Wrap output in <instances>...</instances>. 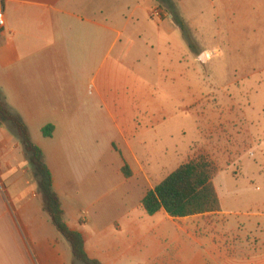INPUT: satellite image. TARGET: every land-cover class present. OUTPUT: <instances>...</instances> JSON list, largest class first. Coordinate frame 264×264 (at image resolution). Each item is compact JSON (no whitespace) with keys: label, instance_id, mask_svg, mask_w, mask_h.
Here are the masks:
<instances>
[{"label":"crops","instance_id":"1","mask_svg":"<svg viewBox=\"0 0 264 264\" xmlns=\"http://www.w3.org/2000/svg\"><path fill=\"white\" fill-rule=\"evenodd\" d=\"M0 4V91L41 149L65 223L81 233L89 258L101 264H264L260 224L229 230L216 221L223 211L168 223L131 220L132 210L142 207L137 187L121 168L136 165L127 152L139 135L136 111L143 101L133 106L137 78L121 70L151 28L169 37L177 27L168 16L152 15L155 8L163 11L159 0ZM49 124L52 135L44 137L41 130ZM98 143L110 152L116 144L123 153L115 154L120 162L114 168L97 174L92 152ZM112 172L118 182L102 193L98 185ZM41 212L22 146L0 126V264H64L62 240L33 236L39 227L25 221Z\"/></svg>","mask_w":264,"mask_h":264},{"label":"rangeland","instance_id":"2","mask_svg":"<svg viewBox=\"0 0 264 264\" xmlns=\"http://www.w3.org/2000/svg\"><path fill=\"white\" fill-rule=\"evenodd\" d=\"M159 2L163 13L179 15L186 37L178 27L169 37L149 28L153 32L143 38L135 59L121 70L137 78L133 106L143 101L136 111L139 135L127 152L136 165H128L125 178L137 187L140 203L141 194L179 165L203 157L217 167L212 181L223 213L216 221L229 230L256 223L264 230V0ZM111 150L98 143L92 152L97 174L120 162L116 155L123 152L116 144ZM117 182L112 172L98 189L103 193ZM138 209L131 212L134 222L179 221ZM25 221L39 227L33 236L62 240L64 264H81L73 261L68 243L44 211ZM84 222L81 216L78 223Z\"/></svg>","mask_w":264,"mask_h":264},{"label":"trees","instance_id":"3","mask_svg":"<svg viewBox=\"0 0 264 264\" xmlns=\"http://www.w3.org/2000/svg\"><path fill=\"white\" fill-rule=\"evenodd\" d=\"M171 15L185 38L186 27L183 21L177 13ZM0 126L7 128L20 142L31 168L33 183L37 187L43 211L48 216L52 227L68 243L73 261L81 264H101L85 253L81 233L69 229L66 225L64 212L58 195L53 189L52 175L45 163L44 155L32 142L22 118L7 105L1 91ZM52 130L53 126L49 124L44 126L41 132L44 137H51ZM216 170L215 164L203 157L182 163L153 188L146 191L140 202L142 209L147 215H154L162 210L172 218L221 211L220 200L212 181ZM121 172L125 177L130 175L127 164L123 165Z\"/></svg>","mask_w":264,"mask_h":264},{"label":"built area","instance_id":"4","mask_svg":"<svg viewBox=\"0 0 264 264\" xmlns=\"http://www.w3.org/2000/svg\"><path fill=\"white\" fill-rule=\"evenodd\" d=\"M152 15L156 17H162L163 15L168 16L171 18L170 14L163 13L159 8H155L152 11ZM4 20H3V11L0 4V28L3 26Z\"/></svg>","mask_w":264,"mask_h":264}]
</instances>
